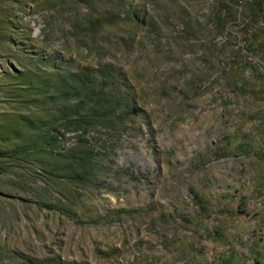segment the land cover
Segmentation results:
<instances>
[{"label":"rangeland","instance_id":"obj_1","mask_svg":"<svg viewBox=\"0 0 264 264\" xmlns=\"http://www.w3.org/2000/svg\"><path fill=\"white\" fill-rule=\"evenodd\" d=\"M0 264H264V0H0Z\"/></svg>","mask_w":264,"mask_h":264}]
</instances>
